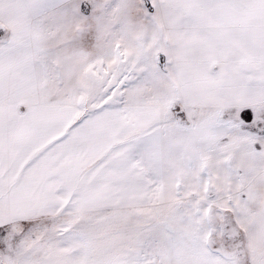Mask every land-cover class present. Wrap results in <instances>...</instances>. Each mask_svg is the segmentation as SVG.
<instances>
[{"label": "snow or ice", "instance_id": "snow-or-ice-1", "mask_svg": "<svg viewBox=\"0 0 264 264\" xmlns=\"http://www.w3.org/2000/svg\"><path fill=\"white\" fill-rule=\"evenodd\" d=\"M0 264H264V0H0Z\"/></svg>", "mask_w": 264, "mask_h": 264}]
</instances>
